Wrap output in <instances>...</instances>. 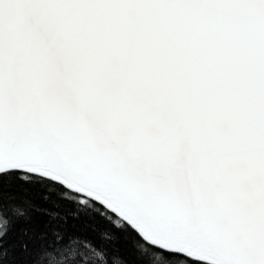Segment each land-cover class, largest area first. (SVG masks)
Returning a JSON list of instances; mask_svg holds the SVG:
<instances>
[{"label": "snow or ice", "instance_id": "obj_1", "mask_svg": "<svg viewBox=\"0 0 264 264\" xmlns=\"http://www.w3.org/2000/svg\"><path fill=\"white\" fill-rule=\"evenodd\" d=\"M154 254L264 264V0H0V264Z\"/></svg>", "mask_w": 264, "mask_h": 264}, {"label": "clouds", "instance_id": "obj_2", "mask_svg": "<svg viewBox=\"0 0 264 264\" xmlns=\"http://www.w3.org/2000/svg\"><path fill=\"white\" fill-rule=\"evenodd\" d=\"M151 264H167V262L161 254H154L151 256Z\"/></svg>", "mask_w": 264, "mask_h": 264}, {"label": "trees", "instance_id": "obj_3", "mask_svg": "<svg viewBox=\"0 0 264 264\" xmlns=\"http://www.w3.org/2000/svg\"><path fill=\"white\" fill-rule=\"evenodd\" d=\"M13 241H9V243H12ZM121 251L123 252L124 251V249H121ZM17 259L18 260H20V259H22V257H20V255H19V252L17 251ZM145 264H151V256H148V257H146L145 258Z\"/></svg>", "mask_w": 264, "mask_h": 264}]
</instances>
